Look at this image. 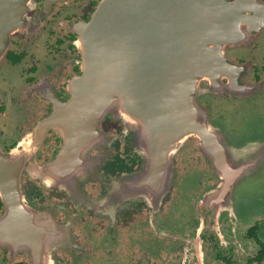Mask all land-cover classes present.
I'll return each instance as SVG.
<instances>
[{
  "label": "flooded vegetation",
  "instance_id": "flooded-vegetation-1",
  "mask_svg": "<svg viewBox=\"0 0 264 264\" xmlns=\"http://www.w3.org/2000/svg\"><path fill=\"white\" fill-rule=\"evenodd\" d=\"M98 1L33 0L0 59V148L25 146L20 155L29 159L4 184L14 182L26 216L9 218L0 185V264H264V219L242 216L238 181L224 186L200 138L163 143L146 119L130 112L107 116L73 146L57 130L42 128L71 97L82 70L77 27ZM203 2L209 20L210 1ZM213 4L222 15L224 63L201 79L194 95L230 144L264 147V0ZM257 155L264 149L244 159ZM163 172L173 175L165 199L155 178ZM163 257L170 258L163 263Z\"/></svg>",
  "mask_w": 264,
  "mask_h": 264
},
{
  "label": "water",
  "instance_id": "water-1",
  "mask_svg": "<svg viewBox=\"0 0 264 264\" xmlns=\"http://www.w3.org/2000/svg\"><path fill=\"white\" fill-rule=\"evenodd\" d=\"M32 1L0 0V59L11 35L25 25ZM209 1L212 11L206 20L203 0L188 5L183 0H99L90 18L77 27L82 70L72 80L71 97L42 121V128L45 124L57 130L73 146L85 142L107 116L137 113L163 143L175 146L189 135L200 138L225 177L226 188L257 169L264 156L244 155L264 147L255 144L241 150L230 144L210 124L194 95L201 79L224 63L222 15L214 10L215 0ZM65 149L55 162L61 161ZM21 152L27 153L25 146L9 153L0 148V185L13 222L27 212L15 199L14 182L4 184L29 160L21 158ZM172 176L163 172L155 177L161 178L164 199Z\"/></svg>",
  "mask_w": 264,
  "mask_h": 264
},
{
  "label": "rangeland",
  "instance_id": "rangeland-1",
  "mask_svg": "<svg viewBox=\"0 0 264 264\" xmlns=\"http://www.w3.org/2000/svg\"><path fill=\"white\" fill-rule=\"evenodd\" d=\"M238 183L239 187L236 191L235 197L237 207L239 208L242 216L247 219H264V162L256 170L246 172L238 180ZM122 248L123 246L121 245L118 252H115L118 259L123 258ZM106 252L105 248L104 252L100 253V257H102V255L103 257H106L108 254ZM169 258L170 257H163L162 262L166 263ZM111 260L112 259L108 256L105 262H111Z\"/></svg>",
  "mask_w": 264,
  "mask_h": 264
}]
</instances>
